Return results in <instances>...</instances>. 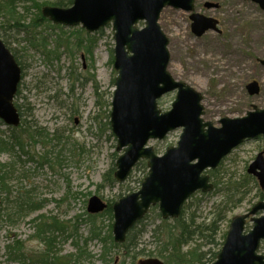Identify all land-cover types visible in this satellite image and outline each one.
Here are the masks:
<instances>
[{
  "label": "rangeland",
  "instance_id": "374dc122",
  "mask_svg": "<svg viewBox=\"0 0 264 264\" xmlns=\"http://www.w3.org/2000/svg\"><path fill=\"white\" fill-rule=\"evenodd\" d=\"M206 2L218 3V6L208 8ZM18 10L24 12L21 6ZM195 11L218 19L219 31L209 29L198 36L192 31V12L166 6L161 13L159 23L169 39V72L202 94L203 117L217 126L224 117H242L254 110V106L264 108V65L260 62L264 59V9L253 0H195ZM30 20L26 19V27ZM0 23H4L0 24V38L8 41L22 62L21 87L25 98L21 102L33 107L28 118L50 134L58 131L62 136L60 142L25 141L22 149L16 146L13 151L0 153V162L9 164L10 169L3 187L0 181V264H23L20 260L8 259L7 245L14 241L23 242L27 264L43 255L47 243L36 234L38 221L43 216L51 222L53 218L63 222L64 232H54L55 246L61 256L71 255L65 257L69 264H114L115 260L118 264H131V259L122 257L119 248L102 257V242L90 238L89 216L93 214L87 210L93 194L108 203L115 202L137 191L141 185L138 179L145 174L143 167L136 166L125 182H118L114 187L99 186L104 183V174L112 166L116 168L120 154L116 149L117 139L104 125L111 108L107 102L112 100V80L117 76L111 61L115 46L112 24L94 33L92 52L86 53L76 46L77 35L73 34L81 30V35H88L82 25L59 27L50 22L39 29L48 49L53 52L58 41L65 39L58 47L59 58L55 59L32 47L30 36L9 26L12 22L7 24L0 17ZM143 25L141 22L140 26ZM254 80L259 82L261 91L251 95L247 85ZM94 81L98 83L99 95ZM175 96L176 91H172L160 99L163 111L171 108ZM181 133L182 129L178 128L163 139H152L149 144L158 154H163L168 147L177 145ZM9 134V126L0 119V137L6 139ZM261 151H264V137L247 139L217 168L205 172L214 187L208 192H196L198 199H189V207L185 208L188 203L183 207V216L191 227L199 225L201 230L216 223L218 246L209 245L205 234L204 237L194 235L190 244L202 250H220L232 218L249 213L262 201L259 193L264 189L247 172ZM24 201L36 202L40 208L31 211ZM151 210L138 226L144 232L140 249L156 251L161 240L153 236V229L163 223L157 216L159 210ZM261 214L262 211L248 217V228L252 226L251 218ZM169 222L173 224L175 220L169 219ZM113 223L114 218L109 216L95 219L102 235L110 232L113 236ZM261 251L264 253V241Z\"/></svg>",
  "mask_w": 264,
  "mask_h": 264
},
{
  "label": "water",
  "instance_id": "95a60500",
  "mask_svg": "<svg viewBox=\"0 0 264 264\" xmlns=\"http://www.w3.org/2000/svg\"><path fill=\"white\" fill-rule=\"evenodd\" d=\"M264 9V0H253ZM207 7L218 3L207 2ZM165 6L192 12V31L201 36L209 29L219 31L218 19L195 9V0H74L70 7L46 5L42 13L55 24L82 25L88 32L112 23L114 30V67L118 71L112 97L111 128L117 138L115 177L123 182L140 159H147L149 172L141 188L121 197L113 205V235L116 242L126 240L129 230L141 220L151 206L158 205L162 217H178L184 203L198 190L213 189L208 168L215 169L246 138L264 136V108L254 106L242 117H224L220 127L202 117L203 96L187 83L178 81L168 71L169 39L159 18ZM140 21L144 27H138ZM264 65V59L260 61ZM22 81V68L12 51L0 38V118L9 126H18L21 115L14 103ZM248 92L258 94L257 80L247 85ZM177 90L172 108L162 111L158 100ZM182 128L176 146L157 154L151 139H163L168 132ZM264 189V151L248 168ZM1 205V196H0ZM108 204L97 194L90 197L88 211L99 213ZM252 228L246 232L247 218ZM264 240V201L249 213L235 215L223 247L212 264H264L259 252ZM118 264V261H115ZM138 264H165L160 258L140 259Z\"/></svg>",
  "mask_w": 264,
  "mask_h": 264
},
{
  "label": "trees",
  "instance_id": "16d2710c",
  "mask_svg": "<svg viewBox=\"0 0 264 264\" xmlns=\"http://www.w3.org/2000/svg\"><path fill=\"white\" fill-rule=\"evenodd\" d=\"M55 5L61 7H68L73 4V0H0V17L4 18V22L6 21L7 24L12 28H16L18 32L25 31L26 34L30 36V44L37 50H40L45 56L52 57L55 59L59 58L58 54V47L64 44L63 37L58 41V47L53 52L48 49V43L45 38H43V32L39 29L45 28L47 25H50V22L43 24L44 21H49L46 17L42 15V8L44 5ZM19 6L22 7L24 10L23 13H20L18 8ZM31 18L29 25L26 27L25 21L26 19ZM4 25V23H0ZM1 26V25H0ZM53 26V25H52ZM59 27H63L62 25H58ZM81 30L73 33L77 35V42L76 46L79 49H83L86 53H91L93 44L96 41V37L94 34L90 35V33L86 36L80 34ZM42 36V37H41ZM94 36V37H93ZM6 44L9 46L8 41L4 39ZM68 42V41H67ZM66 45V44H65ZM12 50V48L10 47ZM69 49V45L67 46ZM18 63L22 66V62L18 58V54L16 51L12 50ZM113 51V50H112ZM53 54V55H52ZM111 61H114L113 53L111 54ZM76 78V77H75ZM112 83H115V79L112 80ZM22 83L19 87V90L16 95L15 104L19 108V112L21 114V123L18 127H9L10 134L8 138L0 137V153L5 152V150L13 151L16 146H19L21 149L24 147L25 141H37L42 142L43 144H47L53 141L60 142V133L57 131L56 133L50 134L49 131L39 125L38 123L34 122L31 119H28L26 115L33 113V107L30 103H25L24 96L22 95L23 88L21 87ZM94 87L97 91V95H99L98 90V83L94 81ZM50 97V96H49ZM52 97H56V95H52ZM108 106H111V101L107 102ZM110 111L107 112L106 117L108 120L104 123L108 129H111L110 125ZM112 135H114L112 133ZM117 155V153H115ZM9 164L1 163L0 162V181L2 183V187L4 179L8 176ZM143 167V171L145 172L144 176L148 174V166L146 160H141L137 164V168ZM115 167L112 168L104 174V183L99 186H103L104 184L109 185L110 187H114L115 184L118 183L116 178L114 177ZM144 176L139 178L138 181H143ZM100 188V187H99ZM195 199H198L197 194L193 195ZM259 197L261 200L264 199V191H260ZM25 205L28 206L31 211H35L40 208L37 203H31L24 201ZM188 203V202H187ZM186 203V204H187ZM185 204V205H186ZM113 202H109V206L106 210L99 214H93L89 216V220L92 222L91 227V234L90 238L98 239L102 242V257L104 258L105 255L108 256L113 248H119L120 252L122 253V257L130 258L131 264H136V260L140 259L142 256L144 257H161L164 259L166 264H208L213 262L217 254L219 252L216 249H207L202 250L200 247L198 248L197 245L190 244L192 242L193 236L196 234L202 235L206 238V241L209 245L217 244L216 241V233L217 227L216 223L212 225H208L204 227L203 230L200 229L199 225L195 228L191 227V223L188 222L187 218H185L183 210L180 217L175 218V223L171 224L169 219H163L160 212H157V216L162 220L161 226H156L153 229L154 237H157L161 240L160 248L156 251H148L145 248L140 249V244L142 243L141 239L143 236V228L139 230L138 226L142 223V220L138 221L135 226L128 232L126 241L124 243H117L115 242L113 236L109 232L108 234L102 235L101 228L97 224H95V219L98 216H109L110 219H113V210H112ZM184 205V206H185ZM189 207V203L185 206ZM153 210L158 209V206H154L151 208ZM193 228V229H192ZM199 229V230H197ZM62 231L64 232L63 222H59L58 219L53 218L52 222L46 219L44 216L41 217L38 221L37 225V235L47 243L46 250L43 255L36 259V261L31 260L28 264H35V262H39V264H69V260L65 257L68 256H61L59 254L58 247L55 246L56 237L54 235L55 231ZM112 230V225H111ZM199 232V233H198ZM207 232V233H205ZM53 233V236H51ZM164 233V234H163ZM22 241H14V243L7 245V255L9 260H20L23 264H27L25 261V254L22 252ZM224 243V242H223ZM221 243V247L223 245ZM188 246V247H187ZM189 246H192L189 249ZM187 248V249H185ZM112 261V259L110 260Z\"/></svg>",
  "mask_w": 264,
  "mask_h": 264
},
{
  "label": "bare ground",
  "instance_id": "6f19581e",
  "mask_svg": "<svg viewBox=\"0 0 264 264\" xmlns=\"http://www.w3.org/2000/svg\"><path fill=\"white\" fill-rule=\"evenodd\" d=\"M17 110L19 111V108L17 107ZM28 116H30V114H28V115H26V117L28 118ZM29 119V118H28ZM62 136L60 135V138H61Z\"/></svg>",
  "mask_w": 264,
  "mask_h": 264
},
{
  "label": "flooded vegetation",
  "instance_id": "af4514ba",
  "mask_svg": "<svg viewBox=\"0 0 264 264\" xmlns=\"http://www.w3.org/2000/svg\"><path fill=\"white\" fill-rule=\"evenodd\" d=\"M0 29H1V26H0ZM1 31V30H0Z\"/></svg>",
  "mask_w": 264,
  "mask_h": 264
}]
</instances>
